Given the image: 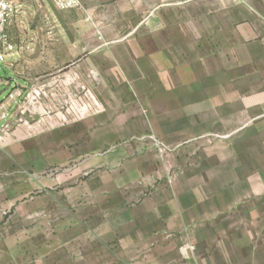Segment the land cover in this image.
I'll use <instances>...</instances> for the list:
<instances>
[{"label":"crops","instance_id":"crops-1","mask_svg":"<svg viewBox=\"0 0 264 264\" xmlns=\"http://www.w3.org/2000/svg\"><path fill=\"white\" fill-rule=\"evenodd\" d=\"M10 1L11 34L31 11H55L53 0ZM78 1L68 13L94 36L81 46L94 52V65L125 68L128 79L155 92L147 100L158 116L152 130L174 147L170 165L191 154L198 132L261 137L264 0ZM199 19L209 21L199 26ZM2 69L15 77L6 62ZM10 90L0 86V126ZM85 127L13 139L9 151L0 146V264H213V229L219 234L228 221L209 212L229 205L180 200L197 194L188 170L174 186H154L165 171L155 152L135 139H92ZM6 209L14 217L1 218ZM185 242L196 248L184 254Z\"/></svg>","mask_w":264,"mask_h":264},{"label":"rangeland","instance_id":"rangeland-1","mask_svg":"<svg viewBox=\"0 0 264 264\" xmlns=\"http://www.w3.org/2000/svg\"><path fill=\"white\" fill-rule=\"evenodd\" d=\"M53 4L55 11L47 16L31 11L30 20L16 26L18 33L6 31L15 44L6 64L17 78L13 90L19 95L9 97L8 93L1 99V149L11 150L13 139H36L79 125L86 126L85 132L92 139H135L141 142L140 149L155 152L158 161L165 164L154 186H174L180 181L178 176L188 170L191 179H182L181 184L189 186L191 181L197 194H183L178 196L180 200H195L209 209L211 204L229 205L228 211L209 212L221 219V215L227 216L223 222L228 221L220 235L213 229V264H264V131L258 139L255 131L198 132L193 138L198 145L191 154L182 163L170 165L174 147L152 130L158 116L150 114L147 100L155 92L142 81L128 79L125 68H113L111 73L108 67H96L94 52L81 49L94 36L83 34L85 29L76 27L73 13H68L81 3L75 0L65 8L55 0ZM183 21L188 24L190 20ZM198 21L204 26L209 20ZM86 22L92 20L86 18ZM94 31L101 38L95 26ZM11 217L12 210L1 211V218ZM195 246L185 242L180 250L187 254Z\"/></svg>","mask_w":264,"mask_h":264},{"label":"built area","instance_id":"built-area-1","mask_svg":"<svg viewBox=\"0 0 264 264\" xmlns=\"http://www.w3.org/2000/svg\"><path fill=\"white\" fill-rule=\"evenodd\" d=\"M60 8H65L75 3V0H55ZM16 11V6L10 0H0V72L3 68L6 57L14 51L15 44L12 39L6 34V26L13 14ZM17 85V80L13 77H4L0 73V86L11 88L7 93L9 97L19 95L18 90H13ZM3 104H1L2 106ZM0 144H1V126H0Z\"/></svg>","mask_w":264,"mask_h":264}]
</instances>
